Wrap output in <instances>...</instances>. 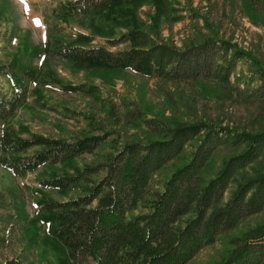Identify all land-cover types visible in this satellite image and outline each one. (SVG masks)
<instances>
[{"label": "trees", "instance_id": "16d2710c", "mask_svg": "<svg viewBox=\"0 0 264 264\" xmlns=\"http://www.w3.org/2000/svg\"><path fill=\"white\" fill-rule=\"evenodd\" d=\"M142 6L152 11L140 12ZM181 11L168 0H68L51 13L58 22L76 18L87 32L73 34L69 42L53 40L50 53L72 66L104 73L102 79L130 71L164 82L207 80L233 91L240 78H233L232 71L242 61L248 66L243 86L256 81L249 95L264 98V68L229 41L207 37L178 48L160 38L159 23L181 21ZM188 18L201 17L191 13ZM94 40L101 43L91 45ZM0 77L8 85V92L0 90L4 121L24 101L38 72L17 61L1 66ZM231 77L235 84H229ZM62 89L88 96L96 90L83 84ZM124 118L154 139L112 142L107 140L111 134L96 126L69 142L1 132L0 168L14 176L50 169L52 174L38 180V186L66 197L53 201L41 194L39 199V221L53 253V261L40 264H187L243 219L264 214V172L252 166L263 159L264 130L146 118L136 106ZM192 141L196 144L187 161L161 179L164 167L181 160ZM33 147L39 150L19 155ZM220 147L239 152L205 177L203 170ZM85 155L97 160L75 167L73 161ZM57 165L71 173L56 175L52 167ZM228 246L219 264H264V223L229 239ZM1 264L23 263L11 259Z\"/></svg>", "mask_w": 264, "mask_h": 264}, {"label": "rangeland", "instance_id": "374dc122", "mask_svg": "<svg viewBox=\"0 0 264 264\" xmlns=\"http://www.w3.org/2000/svg\"><path fill=\"white\" fill-rule=\"evenodd\" d=\"M67 1L0 0V67L18 61L38 72L35 83L27 86L24 101L7 119L0 121V134L9 132L20 139L39 136L69 142L78 138L80 132L87 133L89 128L96 126L102 132H109L111 135L107 140L112 142L154 139L141 125L126 123L124 113L134 106L146 118L205 121L249 133L264 130V98L249 95L250 90L257 87L256 81L243 86L248 77V66L242 61L237 62L232 71L233 78H240L239 91L228 90L227 86L207 80L164 82L130 71L115 72L102 79L104 73L60 61L50 53L53 40L69 42L73 34L87 32L78 25L76 18L58 22L51 13L59 3ZM168 2L170 7L182 10L183 19L172 23L161 21L158 25L160 38L178 48L182 47L181 44L197 43L207 37L226 40L264 68V0ZM147 11L152 10L147 6L140 9V12ZM191 13L201 18L189 19ZM98 42L101 43L94 40L91 45ZM232 77L230 85L235 84ZM77 84L94 86L96 90L88 96L62 89ZM0 90L8 92L4 77H0ZM195 144L192 141L185 145L182 159L165 166L160 178L185 163ZM37 150L39 147H33L19 155L29 156ZM238 152L239 149H216L203 170L204 176L212 177L225 159ZM262 158L252 165L257 172H264V155ZM96 160L85 155L73 162L75 167L81 168L83 164H93ZM52 168L56 175L71 173L58 165ZM51 174L50 169L39 167L22 176H14L0 168V264L11 259L23 264L53 261L51 242L47 240L45 226L39 221V199L41 194L53 201L66 197L38 186V180ZM245 174L251 175L250 170ZM230 189L224 193V199ZM262 223L263 213L243 219L187 264H219L229 250V239L240 237L247 229Z\"/></svg>", "mask_w": 264, "mask_h": 264}]
</instances>
